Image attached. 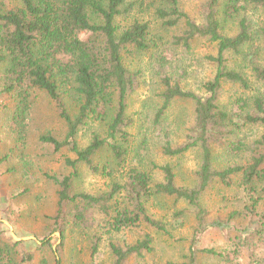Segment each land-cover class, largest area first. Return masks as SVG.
<instances>
[{
  "label": "trees",
  "instance_id": "1",
  "mask_svg": "<svg viewBox=\"0 0 264 264\" xmlns=\"http://www.w3.org/2000/svg\"><path fill=\"white\" fill-rule=\"evenodd\" d=\"M19 1V6L0 14L1 92L13 98L15 107L11 117L23 146L33 91L44 92L49 97L64 124L61 139L51 133L39 139L54 152L67 150L73 156L64 160L67 174L53 178L58 209L53 232L64 238L74 228L92 230L93 256L102 235L143 227L145 231L133 243L109 242L112 264H127L132 258L151 254L153 236L169 235L168 227H174L173 223L181 227L190 214L195 226L187 264H194L197 237L205 229L207 214L200 200L208 189L219 184L255 191L256 185H261L264 194V132L250 145L241 136L250 126L264 129V50L256 45L264 40V26L254 31L250 21L241 17L235 34L228 36L222 32L223 21L240 17L245 6L264 10V0H204L199 22L191 21L179 9L178 0ZM152 9L162 27L183 26L178 35L172 36L174 46L189 49L193 41L205 39L215 48V54L207 57L214 74L202 84L203 94L183 90L179 84L164 78L159 95L162 106L158 115L176 99L189 101L193 106V123L184 141L177 145L167 142L162 147L163 155L168 158L181 157L193 150L199 152V165L190 186L177 185L176 174L169 164H152V171H147L128 162L129 129L133 121L126 115L127 103L137 88L138 74L130 71L124 62L128 57L147 53L153 43L148 23L133 19L122 27L117 20ZM225 85L240 92L231 98L228 107L221 104ZM67 99L72 101L74 111L68 108ZM91 123L102 125L104 133L92 131L88 144L80 148L78 133ZM217 152L228 160L221 168L214 166ZM82 167L93 176L109 179L107 188L96 194L73 192V182ZM155 170L160 180L155 181ZM118 175L120 180L116 178ZM162 198L186 205L173 214L171 223L149 212V204ZM250 200L252 207L244 208V216L255 218L254 226L236 232H242L239 237L247 235L253 244L261 246L264 245V209L257 212L258 200L253 196ZM97 222L102 223L99 227L104 230L102 235L94 227ZM42 243L47 245L48 239L44 238ZM238 243L242 245L243 240L239 238ZM18 245L12 239L4 241L0 234V264L30 261V255L17 257ZM204 253L219 257L221 264H264V254L258 255L260 258L239 260L235 247L225 258L214 250Z\"/></svg>",
  "mask_w": 264,
  "mask_h": 264
},
{
  "label": "rangeland",
  "instance_id": "2",
  "mask_svg": "<svg viewBox=\"0 0 264 264\" xmlns=\"http://www.w3.org/2000/svg\"><path fill=\"white\" fill-rule=\"evenodd\" d=\"M203 3L204 0H178L179 9L195 22L201 21ZM19 4V0H0V14ZM245 7L240 17L225 21L221 19L223 34L228 36L235 34L237 21L241 17L250 21L254 31L264 26V10ZM133 19L148 23L149 37L153 45L147 53L128 57L124 62L130 71L138 74L137 88L127 103L126 115L133 121L129 129L128 162L138 164L147 171H152V164H169L176 174L177 185L190 186L193 172L199 165V152L193 150L181 157L168 158L163 155L162 147L167 142L177 145L184 141L187 130L193 123V106L189 101L176 99L158 115L162 106L159 95L163 89L164 78L169 79L171 83L179 84L183 90L203 94L202 84L214 74V67L207 59L208 56L215 54L214 45L205 39H198L191 43L189 49L174 46L172 36L178 35L183 26L173 29L162 27L161 21L154 16V9L142 15L135 12L129 17L117 20V23L125 27ZM256 45L264 50V40H259ZM236 94H240L236 88L225 85L221 94V104L228 107L231 98ZM66 104L74 111L72 101L67 99ZM14 107L13 98L3 94L0 85L2 239L4 241L12 239L19 243L16 248L18 258L30 255V261L23 264H112L109 242L133 243L141 237L144 228L126 229L108 236L102 235L104 230L99 229L102 223L97 222L94 227L102 237L93 256L90 253L92 230L74 228L72 232L65 233L64 238L60 237L59 232H53L54 218L58 210L57 186L53 178L60 179L67 174L64 160L73 156L67 150L54 152L39 139L47 133L61 139L64 135V124L49 97L44 92L33 91L23 146L14 131L15 124L11 117ZM92 131H97L101 135L104 133L103 126L98 123H91L89 127L81 129L77 136L80 148L88 144ZM263 132L262 127L250 126L241 133V136L243 141L250 145ZM225 159L221 152H217L214 166L221 168L228 161ZM153 173L155 181L160 180L158 171L155 170ZM116 178L120 180L119 175ZM109 181L107 178L91 175L82 167L79 170V177L73 182V192L96 194L105 190ZM260 188L261 185H256L255 191H251L248 188L237 186L225 188L213 184L208 189L200 200L207 214L203 226L205 229L197 237L194 264L223 262L217 256L204 253L205 250L222 253L225 258L235 247L239 251L237 255L239 260H245L246 257L250 260L256 256L260 258L258 255L264 254V245H255L247 239L249 238L247 235L239 237L242 232H236L246 226L248 229L254 226L256 219L244 216V208L252 207L251 196L258 200L255 210L258 212L264 209V194ZM185 208L183 202L175 203L170 198H162L149 204L150 213L169 223L172 222L175 212ZM236 211L240 212L237 216L234 215ZM173 226L168 227L169 235L153 236L151 254H146L141 259L132 258L127 264H187L189 242L195 226L194 219L188 214L181 227L176 223H173ZM235 234L243 240L242 245L238 243L239 238H234ZM44 238L48 239L47 245L42 243Z\"/></svg>",
  "mask_w": 264,
  "mask_h": 264
}]
</instances>
